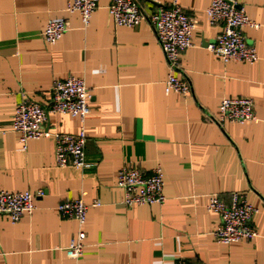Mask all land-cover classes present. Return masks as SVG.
I'll return each instance as SVG.
<instances>
[{"label": "crops", "instance_id": "crops-1", "mask_svg": "<svg viewBox=\"0 0 264 264\" xmlns=\"http://www.w3.org/2000/svg\"><path fill=\"white\" fill-rule=\"evenodd\" d=\"M69 1L0 0V190L31 191L36 203L18 222L0 220V264H73L66 248L80 225L58 206L80 196L90 204L82 264H264V0H238L259 24L244 27L255 63L225 62L208 48L222 31L206 14L212 0H180L197 21L179 72L188 95L165 92L170 67L149 20L172 0H137L145 17L134 27L115 24L112 0H99L85 26ZM54 17L68 29L50 44L43 31ZM71 76L92 95L84 168L57 163L54 137L24 149L13 129L23 99L47 104L54 80ZM242 96L254 99L257 120L219 122L222 100ZM46 125L76 133L79 120L54 113ZM126 164L144 174L161 165L166 202L125 205L117 175ZM236 191L259 208V236L225 244L213 234L221 217L206 205Z\"/></svg>", "mask_w": 264, "mask_h": 264}, {"label": "built area", "instance_id": "built-area-1", "mask_svg": "<svg viewBox=\"0 0 264 264\" xmlns=\"http://www.w3.org/2000/svg\"><path fill=\"white\" fill-rule=\"evenodd\" d=\"M99 0H70L68 10L78 11L85 26L91 22ZM117 26L134 27L145 17L137 0H112L109 6ZM211 24L221 25L222 31L217 41L208 44V48L225 62L240 61L255 63L259 54L255 44L248 40L244 27H258L238 0H212L206 9ZM149 20L156 29L170 73L165 80V92H178L188 95L191 84L185 76H180L181 56L192 47L193 32L197 21L187 14L180 0H172L170 6L161 7L149 15ZM68 27L62 18H50L43 31L47 43L54 44L61 39ZM90 88L83 77L71 76L54 80L50 101L43 104L26 97L16 107L13 129L19 133L20 143L25 149L30 139L54 137L56 140V158L60 166L73 165L86 167L85 145L87 141V122L91 109ZM70 114L78 118L79 129L76 133L52 131L47 127L50 114ZM219 122L244 123L257 120L255 101L248 96L225 98L221 102ZM164 173L157 165L152 173L144 174L141 169L124 165L118 172L117 185L124 190L122 202L127 206L143 204H164ZM85 193V192H84ZM43 195L44 191L41 190ZM96 200L92 206H99ZM90 204L84 196L63 200L58 210L63 218L75 219L80 225L78 233L73 236L66 248L67 257L73 264H82L85 253L87 233L83 228L87 221ZM209 212L220 215L221 223L213 232L215 238L225 244L241 240H251L259 236L255 227V217L259 208L254 206L243 192H234L230 202L217 194H211L206 205ZM36 209L35 194L31 191L12 192L0 190V220L9 218L18 222ZM174 264H194L179 260Z\"/></svg>", "mask_w": 264, "mask_h": 264}]
</instances>
